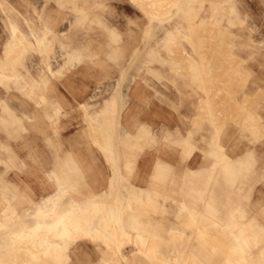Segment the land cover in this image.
<instances>
[{
  "label": "rangeland",
  "instance_id": "1",
  "mask_svg": "<svg viewBox=\"0 0 264 264\" xmlns=\"http://www.w3.org/2000/svg\"><path fill=\"white\" fill-rule=\"evenodd\" d=\"M9 1L0 0V52L10 31ZM35 1L17 6L27 14L43 11L36 21L53 28L51 37L55 27L67 28L65 43L78 54L68 52L67 67L50 81L31 84L28 98L11 96L19 114L25 98L33 117L16 137L0 127V229L6 231L0 259L15 253L14 264H29L30 256H47L46 264H264V0H207L202 15L188 19L177 15L173 0H158L155 9L145 0H94L92 9L86 2L92 0H73L83 9L72 0ZM79 15L84 24L76 27ZM74 31L83 35L80 42ZM13 35L14 47H7L13 57L34 49L19 48L26 39L14 28ZM36 44L47 65L63 60L59 42ZM20 57L31 62L41 54ZM124 60L135 62V78L118 87V78L131 76L120 73ZM124 91L125 104L114 98ZM59 103L62 112L49 118ZM67 149L66 179H49ZM38 182L55 188L47 197L56 213L25 223L51 233L22 232L24 240L10 232L27 227L2 217L34 209L44 194L35 191ZM111 196L124 222L120 231L105 202ZM75 205L78 220L62 230L60 208ZM56 240L70 245L68 260L53 256Z\"/></svg>",
  "mask_w": 264,
  "mask_h": 264
},
{
  "label": "crops",
  "instance_id": "2",
  "mask_svg": "<svg viewBox=\"0 0 264 264\" xmlns=\"http://www.w3.org/2000/svg\"><path fill=\"white\" fill-rule=\"evenodd\" d=\"M50 0H42V4L45 5L46 3H48ZM58 1V0H57ZM80 1V0H79ZM36 1L35 0H14L13 1H9V7L11 9V12L9 13V20L7 22L8 27H9V35L8 37L4 40L3 42V48L2 51L0 52V85L1 84H7L8 85V90H3L4 92H0V127H5L8 135L10 136H18L19 130L24 131L25 130V122L28 118L33 117L32 114V108L30 107L29 103L26 101L25 98H28L29 95L32 92L31 89V84L35 85V86H39L41 84L46 83L47 81H50L51 76H53V74H57V73H61L63 72L64 68L67 67L65 65V60L64 57L67 56L66 54L68 52H71V56L75 57L76 56V51L77 50H70L68 49V45L65 43V41H67V35L64 36L63 31H67V28H56L57 30H59L58 34L55 36H49L50 31H52L53 28L49 27V26H45V25H40L37 21L36 18L38 19H44V12L43 11H39V10H34V13H26L24 10L18 8V4H34ZM72 2L75 3V9H83L82 6L78 4V1H73ZM86 2H90V4L88 6H91L90 8H95V1H86ZM125 8V7H124ZM27 11V10H26ZM67 16V15H66ZM96 20H102V18H98L95 17ZM20 19H23V21L27 24L28 28H23L21 26V22ZM89 19V18H88ZM87 19V20H88ZM84 20L83 16L79 17H75L74 22H72L71 24L75 25L76 27L78 25H83L84 23H82ZM134 21H136L133 18ZM85 22V21H84ZM13 28L17 29L18 34L19 35H24L26 41L23 42L22 44H18L19 48L23 47H29L30 45L33 46L34 49H29L27 51H19L20 55H24V54H33L35 51L39 52L41 54V58L37 61H33L31 59V62L26 61L25 58L20 57V55H17V57H13L12 53H9L7 48L8 46L14 47V35H13ZM23 33V34H22ZM33 37H32V36ZM75 41H79L82 39L83 35L81 36L80 34H78L76 31H74L71 35ZM41 38V39H38ZM38 40H43L44 42V46L47 43H53V41L59 42V46L57 47V52L59 53V59L60 57H63V60L58 62L57 66L53 65V60L50 61V65L46 64V60L48 55L46 53H41L40 51L37 50V44L36 41ZM39 48V47H38ZM69 50V51H68ZM121 50V48H120ZM122 51V50H121ZM118 53V56L121 57H125L122 52ZM141 52L142 51V46H140V49L137 50V52ZM144 51H146V48L144 49ZM78 54V53H77ZM52 59V57H54L52 54L49 55ZM57 56V55H56ZM193 58H195L194 55H192ZM191 56V57H192ZM129 58H135V55H128ZM127 59V58H126ZM128 64L130 63V65L124 66V64ZM171 63V62H169ZM36 64V66H35ZM33 65L36 67V73L33 72ZM135 65V62H131V60L129 61H123L122 62V69L120 70V73H124V74H129L131 75L130 77H124L123 80H120V78H118L117 81V86L118 87H123L125 81L129 80H133L135 78V72L133 69ZM7 67V68H6ZM78 66H74V68H76ZM3 77V79H2ZM13 84V86H12ZM53 87H54V91L51 92L52 97L56 100V90L58 88L57 84L58 81L57 80H53L52 81ZM9 86H11L12 88H16L15 90H19L18 93L15 90H11V88H9ZM30 86V87H29ZM128 86L130 87L131 84H128ZM11 96H24L25 98H23L21 101V104L23 105L22 109V114H19L17 111V108L12 104L11 101ZM40 99L38 100V103H41L43 101V93L40 94ZM124 97V98H123ZM107 97L104 98V100H106ZM115 99H122L123 100V104H125V99L128 98V94L126 91H124V94L118 93L115 95L114 97ZM103 100V101H104ZM109 102H111L112 97L108 98ZM83 104H85L86 106H88V104L85 103V101H83ZM60 103H59V108L54 112V113H49L48 111L46 112L47 116L49 118H53V115H56L58 112H62V109L60 108ZM50 114V115H49ZM96 114V113H95ZM96 116V115H95ZM18 130V131H17ZM19 133V134H18ZM68 152L69 150L67 149L66 154H64V156H62V165L56 164L57 166H53L51 168L50 171H48V177L49 179L51 177H59L60 179H63L67 177V166H68V162H67V158H68ZM15 156L16 157H20L18 152L14 151ZM36 153V152H35ZM42 155V154H41ZM40 155V153L35 154L36 158L40 161L43 160V157ZM56 158V162H58V158ZM5 187L7 186H3V189L1 190L2 193H7L9 194L10 189H5ZM55 188H52L50 190H48V188L39 185L38 182V187H35V191L39 192L43 197H38V201L36 202V206L34 207V209L29 208L28 210H26L25 212L22 213H18L17 215H12V216H3L2 219L4 217H11L14 219H23L26 221V223H30L32 222V220L35 222V220L38 219H42V218H38L36 217L38 213H43L44 211H46L47 207H49L51 204H49V202L51 201L52 197H47L48 195H50L52 193V191H54ZM50 200V201H49ZM135 200V199H134ZM67 200H65V202H67ZM39 208V209H38ZM136 208V207H135ZM138 211V210H137ZM136 212V211H135ZM36 213V214H35ZM137 214V213H134ZM131 215V214H130ZM15 216V217H14ZM19 217V218H18ZM37 226H31L29 225L25 231H21L19 228L17 230V228H13L10 232V234L14 235L13 233H28V234H37V236H41L42 234L46 235L47 233H42L43 232H49L48 228H41ZM60 228V227H59ZM39 231V232H38ZM0 233H5V230L0 229ZM42 233V234H41ZM51 233V232H49ZM36 239V237H35ZM10 244V243H9ZM54 246H57V249L60 250H55L53 256H58L60 255L63 258H66V260H68L70 258V254L68 253V248L70 247V245L67 244L66 242L63 241H58L57 240L54 242ZM43 257H47V256H37V257H33L29 259V264H46V261H43ZM0 261L4 264H14L16 262V256L15 253L11 254V255H7L4 256V254L1 256ZM66 261H64L62 264H65Z\"/></svg>",
  "mask_w": 264,
  "mask_h": 264
},
{
  "label": "bare ground",
  "instance_id": "3",
  "mask_svg": "<svg viewBox=\"0 0 264 264\" xmlns=\"http://www.w3.org/2000/svg\"><path fill=\"white\" fill-rule=\"evenodd\" d=\"M145 1H147L149 4H148V6H149V8H151V9H155L157 6H156V3L158 2V0H145ZM166 1H168V3L170 4V1L169 0H166ZM174 2H175V4L177 5V7H178V13H177V15L180 17V18H189L190 16H195V18H197V17H200V15H202V12H203V10L205 9V1H207V0H173ZM209 1V0H208ZM174 2H173V4H174ZM199 4H198V3ZM167 3V4H168ZM172 3V2H171ZM196 3H197V5H196ZM166 4V5H167ZM170 6V5H169ZM174 6V5H173ZM163 7H164V10L162 11V14H160L159 16H158V20L159 19H162L164 16H165V14H166V11H165V7L167 8V6H164L163 5ZM171 8V7H170ZM169 8V9H170ZM225 8V7H224ZM150 10V9H149ZM149 10L147 11V13H149ZM151 12V11H150ZM154 12V11H153ZM174 12V11H173ZM152 13V12H151ZM149 15H150V13H149ZM166 17H169V16H166ZM191 19V18H190ZM161 24V23H160ZM159 26V25H158ZM157 26V27H158ZM156 27V28H157ZM155 31V30H154ZM23 34V33H22ZM24 36V35H23ZM23 36H19L18 38H21L22 39V37ZM21 39H20V41H21ZM38 39H41V38H38ZM23 40V39H22ZM20 41H18V42H20ZM25 42V41H24ZM22 43V42H21ZM199 44V43H198ZM200 47V46H199ZM7 48V47H6ZM27 49H29V48H27ZM197 50H199V49H197ZM196 50V51H197ZM198 53V52H197ZM177 59V58H176ZM180 60V59H179ZM183 64V63H182ZM193 64V63H192ZM194 65V64H193ZM200 65V64H199ZM7 68V67H6ZM2 79H3V77H2ZM222 150V149H221ZM222 156V155H221ZM112 191V190H111ZM114 191H116L115 189H114ZM108 192V191H107ZM109 194H107V196H108ZM113 195V194H112ZM52 199V198H51ZM55 198H53V200H54ZM114 200H116V197H114V196H111V197H108V200L107 201H105L106 202V204H107V209H108V211H110V213L112 214V217L113 216H115V218H116V223H115V226L116 227H118L117 228V230L118 229H123L124 228V225H123V220H122V215H121V217H120V215L118 214L119 212H117V213H115V202H114ZM50 201V200H49ZM76 207H70V208H67V207H64L63 206V208H60V210H59V212H60V214H61V217L63 216L64 217V221L63 220H61V218H59L58 219V221L59 222H57V225H58V223L60 224V221L62 222V228L63 227H65L66 225H68V226H72L71 224L69 225V223L71 222V223H75V221L74 222H72L73 220H78V218H75V219H73L72 217L75 215L74 213H75V211H77V205H75ZM82 207V206H81ZM80 206H79V208H81ZM53 208H54V204H52V205H50L49 207H47V211H46V213H48V214H46L45 215V212L44 213H38V212H36L38 215L36 216V217H40V218H42L43 220H45L44 218H45V216L46 217H48V216H50V215H54V213H56V212H54L53 211ZM78 208V209H79ZM39 209V208H38ZM83 209H85L84 207H83ZM58 210V209H57ZM80 210V209H79ZM117 210V209H116ZM35 213V214H36ZM77 215V214H76ZM68 216V217H67ZM15 217V216H14ZM19 218V217H18ZM73 219V220H72ZM72 220V221H71ZM84 220V219H83ZM83 220H81V223L83 222ZM57 221V220H56ZM14 222V221H13ZM55 222V221H54ZM78 222V221H77ZM77 222H76V224H77ZM115 222V221H114ZM15 223L17 224V226L18 227H21V226H24L25 225V223H26V221L25 220H23V219H16L15 220ZM14 223V224H15ZM48 223H51V221L49 220L48 221ZM56 223V222H55ZM55 223H53L54 224V226H55ZM79 224H80V222H78ZM39 223H37V225H38ZM44 225H46L45 223H43ZM2 225V224H1ZM36 225V226H37ZM51 225H52V223H51ZM81 225V224H80ZM26 226V225H25ZM77 226H79V225H77ZM82 226V225H81ZM27 227V226H26ZM44 227H47V226H44ZM49 227V226H48ZM47 227V228H48ZM51 227V226H50ZM67 227V226H66ZM21 228H23V227H21ZM54 228V227H53ZM53 228H50L51 230H53ZM57 228V227H56ZM68 228V227H67ZM78 228H80V227H78ZM92 228V227H91ZM96 228H97V226H96ZM71 229V228H70ZM93 229H94V227H93ZM99 229V228H98ZM116 229V228H115ZM55 230V229H54ZM57 230V229H56ZM62 230H64V228L62 229ZM88 230V229H87ZM259 230V229H258ZM8 231V230H7ZM10 231V230H9ZM21 231H23V230H21ZM58 231V230H57ZM118 231H120V230H118ZM6 232V231H5ZM39 232V231H38ZM42 233H48V235L50 234L49 232H43V231H41ZM64 232V231H63ZM65 232H67V231H65ZM64 232V233H65ZM41 233V234H42ZM8 234V233H7ZM14 235H15V233H13ZM61 234V233H60ZM16 235L17 236H19V237H22L24 240H26V239H28V238H26L27 237V234H24V233H16ZM37 235V234H36ZM43 235V234H42ZM17 236H15V237H17ZM44 236V235H43ZM42 236V237H43ZM32 237V236H31ZM38 237V236H37ZM100 237H102L103 239H107V237L109 238V236H107V235H104V236H100ZM18 238V237H17ZM14 239V238H13ZM19 239V238H18ZM31 239V238H30ZM23 240V241H24ZM29 240V239H28ZM20 241H21V239H20ZM25 243V242H24ZM44 243V242H43ZM8 245V244H7ZM10 246V245H9ZM13 248V246H10V248ZM21 247V246H20ZM19 247V248H20ZM29 249H33L32 248V246H31V248L29 247ZM41 249V248H40ZM17 250V249H16ZM15 250V251H16ZM26 251V248H21L20 249V253L18 254V259H19V257H21V258H24L26 255H27V253L25 252ZM31 251H33V250H31ZM28 252H30V251H28ZM35 252V251H34ZM34 252H31V253H34ZM13 254V253H12ZM29 255V254H28ZM261 255V254H260ZM30 256V255H29ZM31 257V256H30ZM30 257H28L29 259H30ZM258 258V257H257ZM244 259V258H243ZM17 260V259H16ZM20 261H21V259H19ZM5 263V262H4ZM3 263V264H4ZM20 263V262H19ZM16 264H18V263H16ZM39 264V263H38Z\"/></svg>",
  "mask_w": 264,
  "mask_h": 264
}]
</instances>
